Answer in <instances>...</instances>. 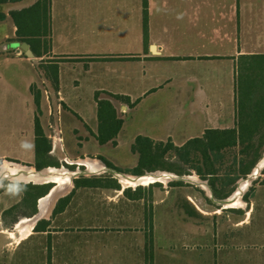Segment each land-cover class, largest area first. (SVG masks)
<instances>
[{"label":"crops","instance_id":"crops-1","mask_svg":"<svg viewBox=\"0 0 264 264\" xmlns=\"http://www.w3.org/2000/svg\"><path fill=\"white\" fill-rule=\"evenodd\" d=\"M37 1L41 2V0H21L0 4V13L4 14L2 20L11 21L13 37L27 39L30 47L33 46L31 43L33 41L34 46L31 52L34 58L44 65L40 70V81L42 85L46 84L47 86L44 91L46 93L49 91L50 96L61 98L68 108L69 104L66 100L68 94L64 88L69 86V73L72 75L76 67L65 65L101 63L106 75L115 72L110 68V63H121L124 67L122 77L113 82L115 86L110 89L111 99L106 100L114 108L116 100L112 97L132 96L127 93V87L135 88L140 91L141 96H145L161 86L160 83L152 85L147 82L145 84V79H152L156 76L152 70L154 68L147 69L145 63H154L161 57L179 56L174 52V49L178 48L180 44L173 43L168 34H180V37L187 43L194 41L197 48L201 50L222 47L221 44L218 45V43H222V38L217 34H233L232 37H227L228 40L232 43L236 42L242 50L238 56L234 57L235 64L240 55L253 53L244 50V48H255L257 43H263L264 47V38L255 42L244 41L246 45L241 44L240 41L241 33H249L252 30L264 33V0H146L147 36H143V27L146 25L143 0H79L87 1L88 9L72 10L70 5L60 3L56 6L60 8L57 12L54 11L49 0L47 4L48 18L44 28H40L37 32L19 31L9 12L28 8ZM63 1L71 2L73 0ZM229 1H232L230 7H228ZM93 12H97L99 19L91 15ZM42 13L41 7L40 14ZM40 20L42 25L43 17ZM97 21L112 30L122 24H131L130 33L135 35L132 40L128 41L122 37L121 44L116 42L104 44V48L107 49L122 47V51L110 52L108 55L75 56L70 52L57 51L62 48H72L75 46L73 43L77 41L74 37L62 35L60 31H66L72 26V22L89 23L94 27ZM10 37L8 33L4 34L0 40V51L6 47L4 45ZM249 43L254 44L248 45ZM12 46L16 48L17 44L12 43ZM151 46H153V50ZM34 49L39 52L37 55L33 53ZM186 56L213 59L222 55L217 52H205L188 53ZM61 67L65 68L64 73ZM73 81L74 79H71L72 85H74ZM100 81L103 83L102 88L106 90L109 83L108 78H105L104 82ZM218 89V77L206 78L201 87L197 85V90L193 91V97H196L197 100L192 99L189 104H198L200 112L205 118L204 125L200 132L188 133L181 142L170 137L169 140L173 141V144H184L191 138L200 137L205 130L210 128L237 127L235 77L234 87L230 93L234 102L231 109L224 110L219 103L212 106L211 99L218 96ZM123 99L125 98L123 97ZM122 109L124 108L122 107ZM95 113L97 117L96 102ZM76 114L75 116H77ZM81 119L84 120L82 123H85L88 131L83 132L85 141H90L86 135L89 132L92 133V130L88 121L83 117ZM96 120V129H98V117ZM59 130L61 129L59 128ZM42 132L44 134V131ZM146 136L157 139L151 135ZM45 137L50 143L49 135ZM53 142L55 141L53 140ZM60 144L64 149L63 136ZM55 146L56 142L52 148ZM76 158L79 156L67 158V164L75 165V162L81 159ZM7 159L24 161L4 156L0 158V161ZM263 170L264 166L260 168L259 172H263ZM191 172L190 174H195L200 178L194 171ZM259 172L257 176L260 175ZM237 175L239 176V174ZM215 176L218 178L232 177V183L229 180L227 184L217 183L215 187L217 191L225 189L218 196L216 195L217 191L208 184V180H201L207 184L208 188L183 181L182 184H162L163 186L151 184L147 188L139 185L142 187L139 192L136 190L139 186L122 188L118 181L120 189L78 187L74 190L72 198L63 211L53 216L57 201L70 194L75 188L74 181L77 178H74L67 195L59 196L58 200L54 201L49 215L38 218L31 228L32 232H27L24 237L39 235L37 237L44 239L45 248L51 257L50 264H159V254L169 259L176 248L183 249L184 264H264V183L261 182L264 174L260 175L261 178H257L259 180L256 183L254 178H251L250 183L252 182V184L235 195L236 197L234 193L239 188V181L242 180L240 177L243 176L239 177V181L237 178L233 180L234 174L218 173ZM246 176L248 177L249 173ZM52 184L54 186V183ZM125 189L127 190L126 195L123 193ZM93 190L106 191L109 194L115 193V198H111L109 203H101V198L96 196L95 202L92 200L87 202V209L90 211L83 212L84 214L78 212L73 214L72 212L78 209V206L73 203V199L87 195ZM168 198L178 200L177 205L174 206L182 208V210L177 209L178 211L173 213L171 207L168 220L164 221V216L162 214L160 216L158 208L165 209L163 204L168 201ZM19 201L21 200L3 208L2 211L16 205ZM221 201H225V203H221ZM37 208L39 211V207ZM97 209L101 211L94 212ZM33 215L22 218H29ZM175 215L177 216L175 217ZM20 219L21 217L17 222ZM39 220L50 222L45 231H33ZM17 222L13 224L14 226L12 225L13 229H18L16 228ZM80 222L87 223L88 231H72L73 225ZM96 223L98 226H95ZM12 226L5 227L10 229ZM119 230L121 231L119 232ZM181 236H183V242ZM211 241L213 245H211ZM53 251H56V260L52 259ZM65 253L68 258L62 261L60 255ZM69 255L75 257L70 258Z\"/></svg>","mask_w":264,"mask_h":264},{"label":"rangeland","instance_id":"rangeland-1","mask_svg":"<svg viewBox=\"0 0 264 264\" xmlns=\"http://www.w3.org/2000/svg\"><path fill=\"white\" fill-rule=\"evenodd\" d=\"M231 2L232 1L228 2V7H230ZM50 3L53 5L55 12L60 10L59 7H56L60 3L70 5L72 10L88 9L87 1L73 0L68 2L63 0H50ZM91 15L99 19L97 12H93ZM42 17L43 14H40V19ZM44 19L43 17V21ZM39 23L40 28H44L47 23V18L42 25L41 20H39ZM11 26V21H0V40L5 33L11 36L7 39L6 45H4L6 47L0 51V158L4 156L13 159H23L24 161L19 162L12 159H7V161L32 167L34 170L40 171L44 168L37 169L35 164L38 160H46V162L54 165L49 167H64L69 172H74L79 169L83 173L85 167L77 162H75V165L69 166V164H67V158L79 156L81 159L89 158L97 160L109 170H120V173L136 176L132 174L131 171H128L133 169L137 164V155L132 153L131 150L136 136L151 135L152 137H157L156 140L163 142H171L169 138L172 137L173 140L181 142L187 137L186 135L188 133L192 134L201 131L205 122V118L202 116L203 113L200 112L198 104L189 103L192 99L195 101L197 100L196 97H193V91L197 90V85L201 87L206 78L218 77V96L211 99L212 106L219 103L224 110L231 109L234 106V102L230 96L232 88L234 87V77L236 76L237 69L234 57L238 56L242 50L238 47L236 42L232 43L228 40L227 37H232L233 34H217L218 37L222 38V43H218V45L221 44L222 47L204 50L198 49L194 41L187 43L185 39L180 37V34H168L169 39L173 40V43L180 44L178 48L174 49V52L179 54V56L161 57L154 63H145L147 69L154 68L152 70L156 73L154 78L145 79V84L147 82L152 85L160 83L161 86L145 96H141L139 90L127 87V93L132 95L131 97H126L124 95L116 98L112 97L116 100V108L114 107V110L117 109L115 113L117 116L115 118L121 121L120 130L112 140L110 139L111 141L108 140L104 143H98L97 134L99 130L102 131L103 134L108 133L112 127L116 126L117 121H114L113 117L106 118L108 112L105 111L101 115L99 129H96L97 117L95 113V102L97 99L102 101L111 99L112 94L110 89L115 86L113 82L118 81L122 77L123 65L121 63H110V68L115 70V72L106 75L104 74V67L101 63L89 62L88 64L79 63L78 65H65L76 67L72 75L69 73V86L64 88L66 94H68L66 98L69 104L68 108L61 98L50 96L49 91H47V93L44 91L47 89V86L46 84L42 85L40 81V70L44 65H41L40 61L35 59L33 55V57L27 56L21 49V44L26 43L32 51L34 46L33 41L31 42L33 46L30 47V43L27 39L13 37ZM131 29V24H122L118 28L112 30L98 21L94 27L89 23L72 22V26L66 31H58L67 37L76 38L77 41L73 43L75 46L68 49L62 48L57 51L63 53L70 52L72 53L71 55L75 56L108 55L110 52H120L122 51V47L107 49L104 48V44L111 42L121 44L120 39L122 37L125 38L126 41L132 40L135 34L130 33ZM146 30L147 11L146 25L143 27V36H147ZM263 38L264 33H258L255 30L240 34V41L243 45H246L244 41L250 40L255 42ZM12 43H16L17 47L14 48ZM253 44L254 43H249L248 45ZM262 45L263 43H257L255 48H244V50L253 52L252 55L254 53L264 54V47ZM205 52H217L222 56L214 57L213 59L186 56L188 53ZM61 70L64 73L65 68L61 67ZM105 78L109 80L106 90L102 88L103 83L100 81L103 80L104 82ZM71 79H74V85L71 84ZM49 86L51 85L49 84ZM95 87L98 88L96 89ZM123 97L125 99H123ZM128 105H130V107H128ZM122 107L124 109H122ZM75 114L79 118L75 116ZM81 117L88 121L90 129L92 130V133L89 132L86 135L90 138V141H85L83 136V132L87 131V127L84 125L85 123H82L84 120L81 119ZM37 125L40 127L41 131H44L45 136L49 135L50 137L51 150L47 153L48 159H45L46 155L44 153L37 156L35 152ZM59 128L61 130H59ZM62 136L64 138V149L61 148L62 144L59 145V143L62 142ZM105 137L110 138V135H105ZM53 140L56 142L54 148H52V146L55 145ZM171 143H173V141ZM184 144H176V146L182 147ZM237 152L238 149H234V153L236 154ZM177 154L178 153L172 150L167 157V162L171 163L167 164L177 166L181 170L177 172H181L182 174L159 169L148 171L147 173L168 172L176 178L174 179L172 177L168 182L158 181L152 183V185H165L176 182L184 183L183 181H186V179H184L185 176L192 175L190 174L192 173L191 171H193L191 169L197 166L202 169L204 168L201 161L200 164L197 165L193 162L188 163L187 158L182 161L178 160ZM262 156L261 154L260 158H262ZM2 162L3 161H0V166ZM104 162L110 163L111 167L106 166ZM232 163V156H229V158L225 157L224 164L218 168V173L231 174L227 171V168L231 166ZM255 167L256 165H254L252 169ZM188 171L189 174H184ZM259 173L263 175L262 172ZM91 176H111V178H114L107 170L105 172L92 174ZM258 176H255L253 179L255 183L259 180L257 178H261V176ZM82 177H90V175H83ZM230 178L232 179V177ZM246 178L248 177H240V179ZM199 179L204 181L208 180L206 177ZM211 179L214 181L215 185L216 178ZM237 180L239 181V177H237ZM115 181H117L116 178ZM50 183L51 182L40 185L43 187L33 191L29 189L23 190L18 186L21 184L32 185L33 183L12 182L10 180H2L0 182V218H2L3 208L14 204L18 200H21L18 202L21 203L25 198L24 203L15 209L14 212L8 214L4 222L2 219L0 220V264H50L51 257L49 251L45 248L44 239L37 237L39 235H34L32 237L28 236L26 238L24 235L20 236L18 229H13L14 225L10 229L4 226H8L9 223L12 222L14 216H20L22 219V217H27L32 211L38 213V200H34L35 193H41L44 186ZM208 184H210V181ZM250 184H252V182ZM149 185L143 187L147 188ZM239 185L240 183L238 186ZM122 188L126 187L122 186ZM224 191V188L220 190V192ZM137 192H139V190H137ZM96 196L101 198V203H109L111 202L110 200H112L111 198H115V193L109 194L106 191L93 190L87 195L76 197L73 199V203L78 206V209L72 213L78 212L84 214L83 212L90 211L87 209V202H91V200L95 202ZM167 200L168 201L163 204L165 209L158 208L160 216L161 214L164 216V221L168 220L171 207L173 213L182 210V208L174 206L177 205L176 202L178 200L174 198H168ZM101 210H103V208H101ZM101 210L97 209L94 212H100ZM176 216L177 215H175V217ZM95 226H98V223H96ZM73 227L74 229H72V231L75 232L88 231L86 222L76 223ZM55 230L57 231V229ZM30 231L32 232V230ZM120 231L121 230H119V232ZM180 238L183 242V236ZM210 243L213 245L212 241ZM173 253L174 254L172 257H169V259L159 254L158 263L184 264L183 249L176 248ZM60 256H62V261L68 258L67 253L61 254ZM56 257V251H53L52 259L56 260ZM73 257L75 256H70V258Z\"/></svg>","mask_w":264,"mask_h":264},{"label":"trees","instance_id":"trees-1","mask_svg":"<svg viewBox=\"0 0 264 264\" xmlns=\"http://www.w3.org/2000/svg\"><path fill=\"white\" fill-rule=\"evenodd\" d=\"M18 1L21 0H0V4ZM143 2L144 18L146 21V0H143ZM48 3L49 0H41V2L37 1L28 8L19 11H10L9 15L12 17L14 24L19 31L37 32L40 29V8L42 7L43 9L42 14L45 18V22L46 18H48ZM3 18L4 14L0 13V20ZM33 53L37 55L39 52L33 50ZM236 68V128L207 129L200 137H194L187 140L182 147L176 146L171 142H163L147 136L138 135L135 137V141L131 146L132 153L137 155V164L133 169L128 171H131V173L135 175H142L144 172L159 169L182 174L181 172H177L181 171L177 166L167 164L171 163L167 162V157L173 150L178 153V160L180 161L186 160L187 158L188 163L193 162L197 165H199L201 161L204 165L203 169L197 166L191 170L195 171V173L202 179L205 177L208 178L210 185L215 191H217L215 188L217 183L227 184L231 182L230 177L218 178L215 176L218 174L219 166L224 164L225 157L229 158V156H232L233 163L231 166H228L227 171L235 175L233 180L240 176L245 177V175L250 173L264 151V54L240 55L236 63ZM96 105L99 126L101 115L105 111L108 112L106 118L113 117V120L117 121L116 126L112 127L110 132L103 134V132L99 130L97 134L98 140L99 142L104 143L116 135L120 129L121 121L115 118V110L110 102L97 99ZM105 135H110V138H106ZM234 149H238L236 154L234 153ZM49 150L50 143L37 125L35 138L36 155L40 156L44 153L46 155L45 159H48L47 153ZM47 163L49 162H46V160H38L35 166L37 169H42L48 165L54 166ZM104 163L106 166L111 167L110 163ZM262 173L264 174V170ZM184 174H189V171ZM237 174H239V176ZM211 178H216L215 185ZM219 179L220 181H217ZM74 182L75 188L72 192L57 201L52 213L53 216L63 211L72 198L74 190L78 187H112L120 189V184L115 181L114 178H111V176H92L89 178L81 176L80 178L75 179ZM261 182L264 183V178L261 179ZM173 184H182V182L168 185ZM18 186L23 190L29 189L33 191L43 187L35 184H21ZM52 186V183L45 185L41 193H35L34 200L36 201L40 197L46 195ZM136 190H141V186ZM123 193L126 195L127 190L125 189ZM219 193L220 191H217L216 195L218 196ZM24 201L25 198L21 203L4 210L2 212L3 222L8 214L14 212V210L23 204ZM34 213H36V211H32L28 216H31ZM19 217L20 216H14L12 222H10L8 226H5H12L18 221ZM49 224V221L39 220L34 226L33 231H45Z\"/></svg>","mask_w":264,"mask_h":264},{"label":"bare ground","instance_id":"bare-ground-1","mask_svg":"<svg viewBox=\"0 0 264 264\" xmlns=\"http://www.w3.org/2000/svg\"><path fill=\"white\" fill-rule=\"evenodd\" d=\"M78 164H84L87 173H101L105 172L107 168L99 161L94 159H80ZM264 166V155L260 158L258 165L249 173L248 178L240 180L239 188L234 193L238 195L241 191L247 188L250 184L251 178L257 176L260 168ZM81 172L79 169L74 172H69L64 167H46L43 170L36 171L32 167L20 165L18 163L4 160L0 166V182L2 180H10L12 182H25L33 184H46L48 182L54 183L52 189L44 196L38 199L39 211L32 217L22 218L16 224L19 233L25 235L31 230L34 222L40 217H47L51 211L54 201L61 195L66 194L70 188L71 181ZM174 176L168 172H154L151 174H144L139 177L134 176H120L117 175V181L123 187H137L139 185L147 186L155 182H168ZM186 180L195 183L205 188H208L205 182H202L195 174L185 176ZM236 197V196H235Z\"/></svg>","mask_w":264,"mask_h":264},{"label":"water","instance_id":"water-1","mask_svg":"<svg viewBox=\"0 0 264 264\" xmlns=\"http://www.w3.org/2000/svg\"><path fill=\"white\" fill-rule=\"evenodd\" d=\"M21 49L26 53V55L27 56H32L33 54H32V52H31V50L29 49V47H28V44H26V43H22L21 44ZM151 49L153 50V46H151ZM262 155H264V151H263V154ZM258 162H259V160H258ZM258 162L255 164L256 166H257V164H258ZM81 166H84L83 164H80ZM107 172L109 173V174H111V175H113V177L114 178H116V176L117 175H122V176H134V175H128V174H123V173H120L119 171H114V170H109V169H107ZM147 173V172H146ZM146 173H143V175L144 174H146ZM79 174V175H78ZM93 173H87V172H84L83 171V173L82 172H79V173H77V175L78 176H76L75 178H78V177H80V176H87V175H92ZM147 174H151V173H147ZM139 176H141V175H136V176H134V177H139ZM174 179H176V178H174ZM184 179H186V178H184ZM179 180H182V179H179ZM187 181V180H186ZM59 198V197H58ZM58 198L56 199V200H58ZM221 203H225V201H221Z\"/></svg>","mask_w":264,"mask_h":264}]
</instances>
